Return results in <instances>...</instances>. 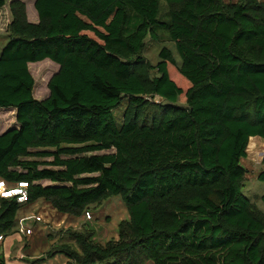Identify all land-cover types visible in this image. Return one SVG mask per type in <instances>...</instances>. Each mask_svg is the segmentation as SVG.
I'll use <instances>...</instances> for the list:
<instances>
[{
    "label": "trees",
    "instance_id": "1",
    "mask_svg": "<svg viewBox=\"0 0 264 264\" xmlns=\"http://www.w3.org/2000/svg\"><path fill=\"white\" fill-rule=\"evenodd\" d=\"M6 1L0 109L15 126L0 133V180L25 183L26 199L0 196V236L22 204L80 216L119 196L117 239L67 228L76 248L45 258L264 264V211L241 192L239 163L249 137L264 139V1L33 0L35 22L23 0ZM160 34L178 62L166 47L154 65L142 55ZM44 58L57 68L37 99L27 63Z\"/></svg>",
    "mask_w": 264,
    "mask_h": 264
},
{
    "label": "rangeland",
    "instance_id": "2",
    "mask_svg": "<svg viewBox=\"0 0 264 264\" xmlns=\"http://www.w3.org/2000/svg\"><path fill=\"white\" fill-rule=\"evenodd\" d=\"M27 18L35 16L32 6L33 0H23ZM164 5L160 4V13H163ZM10 19L7 1L0 7V48L7 38L6 24ZM30 21V20H29ZM161 41H155L149 37L145 38L142 55L154 65L158 61V51L161 47H166L171 52L175 61L178 62L174 46L165 40V36L159 35ZM28 71L33 79L32 95L40 99L47 95L46 82L49 76L56 71L57 65L53 61L44 58L40 61L27 63ZM123 104L113 110V115L119 117ZM10 126H15L14 111L10 109H0V132ZM106 152V151H101ZM49 159V158H46ZM264 139L257 136L249 137L245 156L240 158L239 163L245 170L241 192L260 210L264 211V206L259 200V196L264 191V182L256 178L260 171H264ZM46 183V181H41ZM89 217L85 213L80 216L61 214L50 206L43 199H37L29 204H22L17 211V216L25 217L22 225L30 228L29 233L24 234L17 231L21 240L14 241V249L10 255L20 261L18 264H71L60 254H55L51 258H45V251L53 245L65 243L72 248H76L73 241L64 232L69 228L72 230L88 231L91 239L99 244H104L109 239H117V224L121 220L127 219V213L123 202L119 196H109L99 205H90L87 208ZM33 216L39 219L34 221ZM21 235L26 236L23 238ZM19 254L18 255V252ZM2 250L0 248V254ZM21 256V258H19ZM3 257V256H2ZM18 257V258H17ZM140 264H151L143 260Z\"/></svg>",
    "mask_w": 264,
    "mask_h": 264
},
{
    "label": "crops",
    "instance_id": "3",
    "mask_svg": "<svg viewBox=\"0 0 264 264\" xmlns=\"http://www.w3.org/2000/svg\"><path fill=\"white\" fill-rule=\"evenodd\" d=\"M27 19L30 20L31 22H35L36 21V13H35V16L32 15V17H29ZM23 219H25V217L17 216L16 215L15 216V221H16L15 228L11 231V233L3 236L0 239V248L2 250V253L1 254H2L3 259H4V261H5L6 264H18V262H20V261L14 259V257H16V256L10 255V251H11V249H14V241L21 240L20 235H17L18 234L17 231H20L21 230V225H22V220ZM21 236L23 238L26 237V236H23V235H21ZM17 252H18V255H20L19 254V251H17ZM19 258H21V256Z\"/></svg>",
    "mask_w": 264,
    "mask_h": 264
},
{
    "label": "built area",
    "instance_id": "4",
    "mask_svg": "<svg viewBox=\"0 0 264 264\" xmlns=\"http://www.w3.org/2000/svg\"><path fill=\"white\" fill-rule=\"evenodd\" d=\"M264 1V0H263ZM25 187L26 184L25 183H21V182H17L16 184L10 186V187H6L4 185V183L0 180V196L1 197H11V196H15V199L17 202H24L26 199V192H25ZM10 192H13L10 194ZM8 194V195H7ZM85 216L88 218V212H85ZM34 221L38 220L39 217L38 216H33L32 217ZM30 228L21 225V232H23L24 234L29 233ZM2 237L0 236V239Z\"/></svg>",
    "mask_w": 264,
    "mask_h": 264
},
{
    "label": "water",
    "instance_id": "5",
    "mask_svg": "<svg viewBox=\"0 0 264 264\" xmlns=\"http://www.w3.org/2000/svg\"><path fill=\"white\" fill-rule=\"evenodd\" d=\"M10 128H14L13 126H11V127H8V128H6L5 130H8V129H10ZM5 130H3L2 132H4ZM1 132V133H2Z\"/></svg>",
    "mask_w": 264,
    "mask_h": 264
},
{
    "label": "clouds",
    "instance_id": "6",
    "mask_svg": "<svg viewBox=\"0 0 264 264\" xmlns=\"http://www.w3.org/2000/svg\"><path fill=\"white\" fill-rule=\"evenodd\" d=\"M13 193V192H10V194Z\"/></svg>",
    "mask_w": 264,
    "mask_h": 264
}]
</instances>
